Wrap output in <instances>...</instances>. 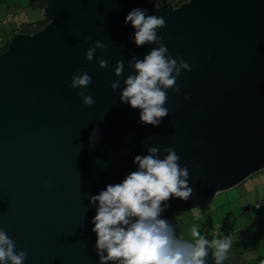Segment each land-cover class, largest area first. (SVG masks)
Segmentation results:
<instances>
[{
  "label": "water",
  "instance_id": "95a60500",
  "mask_svg": "<svg viewBox=\"0 0 264 264\" xmlns=\"http://www.w3.org/2000/svg\"><path fill=\"white\" fill-rule=\"evenodd\" d=\"M46 1L48 23L16 33L0 54V228L27 251L24 264H99L90 197L136 171L135 156L149 147H159L160 158L172 148L188 169L191 198H171L161 213L180 237L175 219L184 211L264 170V0ZM137 8L165 19L157 35L192 69L177 79L179 95L168 91L169 114L155 127L119 100L135 74L133 55L143 59L156 47L134 43L125 19ZM97 41L105 49L88 62ZM82 72L92 77L84 90L92 107L69 87ZM240 262L233 254L224 264ZM206 264H214L211 252Z\"/></svg>",
  "mask_w": 264,
  "mask_h": 264
},
{
  "label": "clouds",
  "instance_id": "9594fccd",
  "mask_svg": "<svg viewBox=\"0 0 264 264\" xmlns=\"http://www.w3.org/2000/svg\"><path fill=\"white\" fill-rule=\"evenodd\" d=\"M134 29V43L137 47L156 45L143 59L133 55L129 67L135 73L124 80L120 94L121 103L128 104L133 110H139L142 125L159 126L169 114L165 105L168 91L180 94L177 79L182 71H191L183 58H172L163 37L157 31L165 27L162 16L148 15L146 9H133L125 19ZM87 42V41H85ZM105 45L97 41L85 52V58L92 62L97 50ZM100 69L108 62L100 58ZM124 72L123 60L117 61L115 76ZM92 77L87 72L77 73L71 79L69 87L81 89L78 93L82 103L92 107L95 103L85 91ZM121 87L120 80L111 84L116 91ZM95 137H90V145ZM159 147H149L146 155H136L133 163L137 170L125 176L122 182L109 184L97 195L90 197V204L97 205L92 223L96 234L95 250L99 264H206L211 252L214 264H224L231 247V238H219L211 241L201 236L197 227L190 230L192 241L177 236L176 229L168 220L161 218L171 198L187 201L193 189L189 186L187 167L179 164L180 156L172 148H164L166 155L160 158ZM16 242L0 228V264H24L26 250H16Z\"/></svg>",
  "mask_w": 264,
  "mask_h": 264
},
{
  "label": "rangeland",
  "instance_id": "374dc122",
  "mask_svg": "<svg viewBox=\"0 0 264 264\" xmlns=\"http://www.w3.org/2000/svg\"><path fill=\"white\" fill-rule=\"evenodd\" d=\"M46 2V0H0V38H12L25 24L45 20L43 8ZM47 23L48 21L44 26ZM263 182L264 170L252 175L239 186L218 193L213 201L199 208L184 211L178 216L179 232L183 239L193 240L190 233L193 226L197 227L201 236L202 234L207 236L209 234L207 231H211V228L207 230L206 220H212V227H218L216 230H220L219 225L227 221L230 228L228 230L222 228L220 234L231 238V250L228 252L243 261L237 264H264Z\"/></svg>",
  "mask_w": 264,
  "mask_h": 264
},
{
  "label": "trees",
  "instance_id": "16d2710c",
  "mask_svg": "<svg viewBox=\"0 0 264 264\" xmlns=\"http://www.w3.org/2000/svg\"><path fill=\"white\" fill-rule=\"evenodd\" d=\"M174 2H168V5L170 7H178L180 5H182L183 3L187 2V0H173ZM162 3V1L160 2ZM48 21V19H45V20H42V21H39V22H32V23H27L25 24V26H23V29L20 31V32H24V33H29V32H36L40 29H42L44 27V23ZM12 38H8L7 41H3L2 44H0V50L2 52H4L5 50H7L8 46H9V43L11 41ZM206 226H210L212 227V220L208 221L206 224ZM225 229V230H228L230 228L229 224L227 223V221H224L222 224H221V229Z\"/></svg>",
  "mask_w": 264,
  "mask_h": 264
},
{
  "label": "flooded vegetation",
  "instance_id": "af4514ba",
  "mask_svg": "<svg viewBox=\"0 0 264 264\" xmlns=\"http://www.w3.org/2000/svg\"><path fill=\"white\" fill-rule=\"evenodd\" d=\"M161 4V3H160ZM180 218H176L175 220H178V221H180L179 220ZM208 222V220H206V222H205V224ZM205 228H206V226H205ZM209 228H211V231H207V233H209L207 236L206 235H204V234H202V236L203 237H205L206 239H208L209 241H211L214 237H216L217 236V234H218V236H219V238H222L223 236H221V234H220V230H221V225H219V229L220 230H216V228H218V227H215L214 226V228L213 227H210V226H208L207 225V230L209 229ZM213 231H214V235H213ZM219 231V232H218ZM225 237H227V236H225ZM231 250V247H230V249H229V251ZM229 253V252H228ZM227 253V256H231L232 255V253H229L228 254Z\"/></svg>",
  "mask_w": 264,
  "mask_h": 264
},
{
  "label": "crops",
  "instance_id": "0c3cea01",
  "mask_svg": "<svg viewBox=\"0 0 264 264\" xmlns=\"http://www.w3.org/2000/svg\"><path fill=\"white\" fill-rule=\"evenodd\" d=\"M3 38H4V37L0 38V44H2L3 41H7V39H8L9 37H6L5 39H3ZM263 183H264V182H263ZM263 183H262V184H263ZM261 206H262V205H261Z\"/></svg>",
  "mask_w": 264,
  "mask_h": 264
},
{
  "label": "built area",
  "instance_id": "2783aa9c",
  "mask_svg": "<svg viewBox=\"0 0 264 264\" xmlns=\"http://www.w3.org/2000/svg\"><path fill=\"white\" fill-rule=\"evenodd\" d=\"M259 207H261V205H259Z\"/></svg>",
  "mask_w": 264,
  "mask_h": 264
}]
</instances>
